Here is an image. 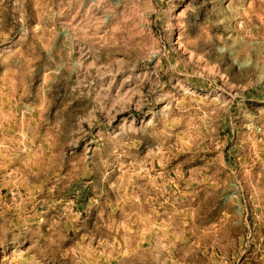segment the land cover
Segmentation results:
<instances>
[{"label":"rangeland","instance_id":"obj_1","mask_svg":"<svg viewBox=\"0 0 264 264\" xmlns=\"http://www.w3.org/2000/svg\"><path fill=\"white\" fill-rule=\"evenodd\" d=\"M0 264H264V0H0Z\"/></svg>","mask_w":264,"mask_h":264}]
</instances>
